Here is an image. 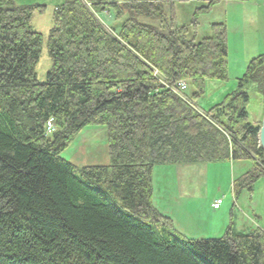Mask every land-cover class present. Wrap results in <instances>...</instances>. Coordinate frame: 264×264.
Segmentation results:
<instances>
[{"label": "trees", "instance_id": "obj_1", "mask_svg": "<svg viewBox=\"0 0 264 264\" xmlns=\"http://www.w3.org/2000/svg\"><path fill=\"white\" fill-rule=\"evenodd\" d=\"M220 1L197 9L193 26ZM46 10L0 0V264H264V224L240 232L231 213L223 237L188 238L154 202L159 166L249 161L235 200L264 180L262 121L248 112L251 87L264 102V55L201 110L206 81L230 80L226 24L197 41L163 0H67L54 9L40 82L44 37L32 21ZM93 10L120 24L107 28ZM183 81L192 94L175 91ZM93 125L108 130L109 165L64 159Z\"/></svg>", "mask_w": 264, "mask_h": 264}, {"label": "rangeland", "instance_id": "obj_2", "mask_svg": "<svg viewBox=\"0 0 264 264\" xmlns=\"http://www.w3.org/2000/svg\"><path fill=\"white\" fill-rule=\"evenodd\" d=\"M240 1L242 0H233L232 3H238ZM175 2L176 7L179 5V10L183 14L184 8H182V6L186 5V0H175ZM200 6L202 7V5H198L197 7ZM93 11L100 22L107 28L116 26V19L113 12L103 13L96 10ZM53 13L54 9L47 8L46 12L44 11L42 14H35L32 21L33 29L35 31L39 30V33L43 34L44 37L42 53L36 67L37 78L40 82H45L47 80L48 73L52 68V60L48 51V36L50 30L53 27ZM108 15H110V19ZM185 15L186 21L188 22L186 25L190 28V36L192 38H196L197 41H200L204 39L205 35L212 34V23H216L217 21L225 22L227 17L225 12V2L223 0L218 2L217 4L213 5V8H211L208 13L197 16V22L195 26H193V24L190 22L192 21V15L188 16L187 11L185 12ZM235 15H238V13H235ZM235 26H240V23L235 21ZM235 26L233 25V27ZM233 30L234 28H232L231 32H233ZM242 34L244 36L242 39H244L246 42V38H249V36H246L245 32ZM237 38V41H233V45L235 46L238 45V40H240L239 37ZM245 72L239 74L229 70L230 80L228 82L206 81L205 93L197 102L199 108L201 110H209L213 106L221 103L226 95L237 89L236 80L242 77ZM183 83L185 82L183 81ZM188 86L189 89L187 94H192L194 92V88L190 83H188ZM249 93L251 95V100L248 105V112L250 121L255 123L259 121L261 117L260 104L259 100L257 99L258 95L256 94L254 87H251ZM62 157L78 167L109 165L110 157L107 128L94 125L85 128L75 137L70 146L62 154ZM251 168L252 163L245 161L237 163L236 167H234L232 171L230 168V171L227 172L225 170V165L212 163L207 165L206 169L198 171L196 175H191V173L188 174L189 177L198 178L197 183L199 190L203 188L201 191H199L200 194H203V198L198 199L197 202L199 203V207L203 209L204 216H200V218L198 217L200 221L197 222V226L193 229L196 231L195 233L199 235V237H201V235H204L202 238L223 237L225 234L223 225L224 223H227V225L230 223L229 221L231 213H233L236 218L238 231L240 232L250 231L251 227L248 222L249 220L246 221L245 218L250 217L253 221L264 224V180H260L255 184L253 192H243L237 200L238 203L236 205L235 197L232 193V182L241 177ZM155 181L156 186L160 187L164 195L171 192L169 197L171 198L173 196V198H175L177 197L176 194L178 189L185 190L188 179H186L183 174L182 184H180L178 182V177L174 175L173 171H165L161 174L157 173ZM218 198L222 199L223 203L225 202V204L222 208V211L215 214L212 213V211L210 212V208L211 205L215 203L214 200ZM166 201L167 203H170L168 199ZM190 202L193 203L192 200H190ZM158 203L160 204L159 201ZM176 203L177 201L174 204ZM245 222H248V224L246 225ZM208 225H213V228L209 230ZM253 227H256V225ZM208 230L211 232L210 236L207 235Z\"/></svg>", "mask_w": 264, "mask_h": 264}, {"label": "crops", "instance_id": "obj_3", "mask_svg": "<svg viewBox=\"0 0 264 264\" xmlns=\"http://www.w3.org/2000/svg\"><path fill=\"white\" fill-rule=\"evenodd\" d=\"M17 5L21 6H30V5H44L47 8L55 9L57 6L62 4V0H13ZM120 2V0H117ZM212 0H186V5L182 6L184 8V13L182 14L179 10V5L176 7L175 0H163L164 8L168 16L174 15L176 24L178 26H187L188 22L186 21V15L185 12L187 11V15H192V21H190L193 24L194 21V13L196 10L200 7H197L198 5L206 6L207 3H210ZM225 2V12H226V19L225 22L223 21H217L216 23H224L227 26L228 29V53H229V70L231 72L235 73H243L247 70L248 64L250 61L260 55H264V0H251V1H240L238 3H232V1H226ZM111 13V12H109ZM235 13H238V15H235ZM115 16V14H114ZM110 19V15H108ZM127 17V16H126ZM189 18V17H188ZM115 25H119L120 21L117 20L115 16ZM145 23L149 24H156L154 21H151L150 19L142 18ZM235 21L240 23V26H235ZM197 22V21H196ZM212 23V24H216ZM233 25L235 27H233ZM33 26V25H32ZM232 28H234L233 32H231ZM37 31V30H36ZM39 32V30L37 31ZM246 33V36H249V38H246L247 41L245 42L244 39H242L244 36L242 33ZM210 35H205L204 38L209 37ZM237 37L240 38L238 40V45H233V41H237ZM237 81V80H236ZM255 90V89H254ZM256 92V91H255ZM258 95L257 99L259 100L260 104V112L261 117L260 120L253 123L258 124L260 121L264 118V102L263 98L256 92ZM250 118V117H249ZM237 163L239 162H223V163H214V164H222L225 165V170L228 172L231 171L234 167H236ZM212 164V163H211ZM207 165L210 164H199V165H178V166H159L154 169V202L157 207V209L164 215L170 217L176 228L180 231L181 234L187 236L188 238H202L197 235L193 229L197 226V222L200 221L198 217L204 216V211L201 207H199V203L197 202L198 199L203 198V194L199 191H201L203 188L199 190L198 187V178L197 177H189L188 174L191 173V175L195 174L203 169L207 168ZM210 167V166H208ZM165 171H173L174 175L178 177V182L182 184V175L184 174V177L188 179L187 181V187L185 190L178 189L177 197L173 198V196L170 198L171 192L164 195V193L161 191L160 187L156 186L155 177L158 174H161ZM244 175V174H243ZM233 183V182H232ZM233 188V187H232ZM233 193V189H232ZM173 194V193H172ZM169 200L170 203H167L166 200ZM220 198L214 200L216 202ZM190 200L193 201V203L190 202ZM160 202V204L158 203ZM177 201L176 204H174ZM236 203H238L237 200H235ZM181 202V203H180ZM213 202V203H214ZM185 203V204H184ZM225 202L222 204L221 208L219 210H215L212 205L210 208V212L217 214L218 212L222 211V208L224 206ZM235 207V206H234ZM246 221L249 222L250 225V231H253L257 228H261L263 226L262 223H258L256 221H253L250 217L245 218ZM230 222V221H229ZM248 222H245L247 225ZM252 222V224H251ZM205 225V224H203ZM229 225V224H228ZM227 223L223 225L224 231L228 227ZM235 225L236 229L238 230V226L236 223L235 218ZM256 227H253L255 226ZM209 230L213 228L212 226H209ZM222 228V227H221ZM255 228V229H253ZM205 230V229H204ZM207 235L210 236L211 232H209ZM207 231V230H206ZM200 232V231H199ZM203 234V233H202Z\"/></svg>", "mask_w": 264, "mask_h": 264}, {"label": "built area", "instance_id": "obj_4", "mask_svg": "<svg viewBox=\"0 0 264 264\" xmlns=\"http://www.w3.org/2000/svg\"><path fill=\"white\" fill-rule=\"evenodd\" d=\"M226 1H231V0H226ZM188 84L185 82H180L177 87H175V91L179 94V95H183L184 93L187 92L188 90ZM55 132V128L49 124L48 128H47V135H52ZM223 204V200H217L214 204H213V208L215 210H218L221 208Z\"/></svg>", "mask_w": 264, "mask_h": 264}, {"label": "water", "instance_id": "obj_5", "mask_svg": "<svg viewBox=\"0 0 264 264\" xmlns=\"http://www.w3.org/2000/svg\"><path fill=\"white\" fill-rule=\"evenodd\" d=\"M259 144L262 147V149L264 150V118L261 122V127H260V131H259Z\"/></svg>", "mask_w": 264, "mask_h": 264}, {"label": "bare ground", "instance_id": "obj_6", "mask_svg": "<svg viewBox=\"0 0 264 264\" xmlns=\"http://www.w3.org/2000/svg\"><path fill=\"white\" fill-rule=\"evenodd\" d=\"M246 232V231H245Z\"/></svg>", "mask_w": 264, "mask_h": 264}]
</instances>
